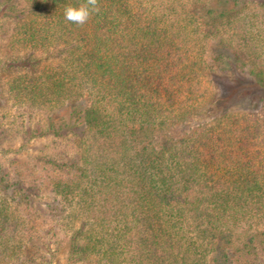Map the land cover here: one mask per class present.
Returning <instances> with one entry per match:
<instances>
[{
  "label": "trees",
  "instance_id": "16d2710c",
  "mask_svg": "<svg viewBox=\"0 0 264 264\" xmlns=\"http://www.w3.org/2000/svg\"><path fill=\"white\" fill-rule=\"evenodd\" d=\"M83 2L0 0L8 97L77 151L49 160L46 191L0 165V264L45 259L42 198L69 264H264V0H99L84 26L67 22ZM213 39L251 88L229 87L212 121L179 133L205 73L227 64L206 57Z\"/></svg>",
  "mask_w": 264,
  "mask_h": 264
},
{
  "label": "rangeland",
  "instance_id": "374dc122",
  "mask_svg": "<svg viewBox=\"0 0 264 264\" xmlns=\"http://www.w3.org/2000/svg\"><path fill=\"white\" fill-rule=\"evenodd\" d=\"M10 23L8 21L6 24ZM6 24H2L0 28V54L2 57L9 51L7 46L9 34L4 31L8 32ZM229 36H231L230 32L226 38ZM206 46L208 60H211L213 54L224 52L227 64L217 71L216 76L212 73H205L201 101L197 104L193 114L177 125L179 133L189 132L198 125L212 121L218 113L214 107H218L219 99L225 97L229 87L232 89L251 88L249 82L247 83L250 78L249 73L241 71L232 64L230 57L233 58L234 50L230 46L222 47L218 39H213ZM243 57L244 61H248L245 56ZM6 77L5 74L0 77V165L10 172L14 179L18 178L23 183L25 182L26 186L46 191L51 183L50 176L53 175V168L50 166L49 160L54 158L59 164L76 160L75 138L71 134L55 136L52 132H48L50 120L47 119V112H41L32 117L34 114L32 109L15 105L6 93ZM258 98L259 96H255L253 99L255 101ZM76 104L86 106L87 102L83 100ZM76 104L73 103V105ZM241 108L239 107V109ZM245 109L252 111L248 107ZM259 114L264 115L263 112H259ZM34 131L44 134L35 137L33 136ZM40 204L41 209L37 214L40 228L44 231L42 233L44 240L47 243L50 242L49 249L44 248L40 243L43 248L38 253L44 254L46 257L45 259L34 257L33 264H69V237L61 231H58L57 237L53 236L49 229L53 226L56 227V224L47 218V220H43L45 209L48 207L44 198Z\"/></svg>",
  "mask_w": 264,
  "mask_h": 264
},
{
  "label": "clouds",
  "instance_id": "9594fccd",
  "mask_svg": "<svg viewBox=\"0 0 264 264\" xmlns=\"http://www.w3.org/2000/svg\"><path fill=\"white\" fill-rule=\"evenodd\" d=\"M100 11L99 0H85L79 6L67 5L64 10V18L77 26H84L93 16Z\"/></svg>",
  "mask_w": 264,
  "mask_h": 264
}]
</instances>
